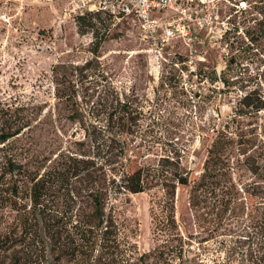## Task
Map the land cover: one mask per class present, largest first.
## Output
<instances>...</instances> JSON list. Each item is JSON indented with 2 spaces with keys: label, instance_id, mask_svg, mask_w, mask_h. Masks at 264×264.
<instances>
[{
  "label": "rangeland",
  "instance_id": "obj_1",
  "mask_svg": "<svg viewBox=\"0 0 264 264\" xmlns=\"http://www.w3.org/2000/svg\"><path fill=\"white\" fill-rule=\"evenodd\" d=\"M108 1L0 0V131L20 128L0 144V165L8 154L33 170L61 151L89 152L84 129L96 124L116 147L125 139L139 149L142 163L178 158L196 174L223 132L229 207L219 216L217 196H211L193 211L187 189L177 187L174 232L183 239L182 258L264 264V0H172L184 16L170 9L160 15L181 17L197 34L192 42L170 44L160 67L133 17L109 19L98 55L90 52L93 36L78 33L74 19ZM99 174L95 170L90 187L102 184ZM85 183L76 180L75 186L81 211L89 212ZM162 194L154 188L110 198L114 234L95 249L90 264H164L159 251L165 233L152 217L162 216L156 203ZM1 204L3 232L18 216L9 203ZM53 243L7 242L0 264L17 258L76 264L57 257L61 251Z\"/></svg>",
  "mask_w": 264,
  "mask_h": 264
},
{
  "label": "trees",
  "instance_id": "obj_2",
  "mask_svg": "<svg viewBox=\"0 0 264 264\" xmlns=\"http://www.w3.org/2000/svg\"><path fill=\"white\" fill-rule=\"evenodd\" d=\"M114 18L108 10L102 8L75 17L78 33L90 32L93 36L90 52L94 56L98 55L104 33L109 29L108 20ZM88 64L90 62H86L85 66ZM75 70L81 71L77 67ZM77 115V111L73 112L70 119H75ZM19 129L0 131V144L16 137L20 133ZM84 131L89 152L75 154L61 151L53 159L50 158L46 165L37 166L33 170L14 162L11 154L5 156L0 165L1 205L9 203L18 217L9 230L0 231V256L8 247L7 242H55L52 248L61 251L57 254L60 259L65 257L71 263L90 264L95 249L114 234L115 224L106 210L108 201L112 200L110 198L115 199L117 195L126 192L140 193L160 188L163 194L156 203L162 216L157 217L155 213L152 216L155 229L165 233V245L159 253L164 257V264H191L183 260V239L174 232L177 228L176 189L178 186L187 189L188 203L193 211L204 199L217 196L215 206L219 208V216L225 214L230 203L225 179L228 139L221 137H226V134L219 132L220 138L213 139L209 144L203 165L195 174L191 168L182 166L178 158L173 161L170 157H163L158 163H142V152L139 149L129 146L125 139L116 147L115 138L107 136L103 128L96 124ZM95 170L101 173L98 176L102 184L92 188L90 184L97 177ZM14 172L20 175L24 172V176L13 177ZM7 175L10 178H6ZM80 179L86 182L88 188L86 196L91 202L89 212L80 209L79 191L75 186L76 180ZM175 258L180 259L179 262ZM10 264L26 263L17 258Z\"/></svg>",
  "mask_w": 264,
  "mask_h": 264
},
{
  "label": "built area",
  "instance_id": "obj_3",
  "mask_svg": "<svg viewBox=\"0 0 264 264\" xmlns=\"http://www.w3.org/2000/svg\"><path fill=\"white\" fill-rule=\"evenodd\" d=\"M172 0H109L102 9L108 10L115 18L133 17L139 26L143 39L148 44L147 53L157 66L166 61L165 49L177 41L192 42L195 33L182 23V18L168 19L159 15L165 9L180 12ZM190 18V16H188Z\"/></svg>",
  "mask_w": 264,
  "mask_h": 264
}]
</instances>
